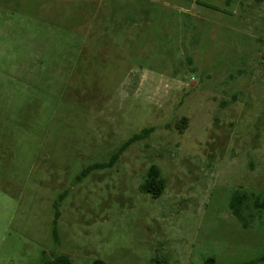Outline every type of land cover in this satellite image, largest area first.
<instances>
[{"label": "rangeland", "instance_id": "1", "mask_svg": "<svg viewBox=\"0 0 264 264\" xmlns=\"http://www.w3.org/2000/svg\"><path fill=\"white\" fill-rule=\"evenodd\" d=\"M258 197L264 0H0V264L247 263Z\"/></svg>", "mask_w": 264, "mask_h": 264}, {"label": "trees", "instance_id": "2", "mask_svg": "<svg viewBox=\"0 0 264 264\" xmlns=\"http://www.w3.org/2000/svg\"><path fill=\"white\" fill-rule=\"evenodd\" d=\"M182 129L184 130L187 127V120L183 119L182 121ZM153 130V128H145L140 133H137L133 135L131 138H129L126 142H124L121 147L116 151L109 162L105 163H97L94 165L89 166L88 168L84 169L80 176L78 178H83L87 176L91 171L98 168H109L112 167L115 162L118 160L120 155L133 143L145 139ZM166 188V180L163 178L161 170L156 166L153 165L148 171L147 178L145 182L141 185V190L144 193H150L154 197H160ZM250 201H252L248 194L241 191H236L231 199H230V209L233 213V215L243 223L244 226L248 225V222L245 220V212L248 209H251ZM254 208H264V200H262L260 197L254 199ZM59 217V212L56 213V220H55V226L57 224V219ZM54 236L57 239V227H55ZM264 261V256L261 258L250 261L247 263L242 264H253L255 262ZM216 260L213 257H210L206 264H215ZM43 264H73L71 258L66 254L57 255L54 258H51L47 261H45ZM92 264H108L106 261L102 259H96L93 261Z\"/></svg>", "mask_w": 264, "mask_h": 264}]
</instances>
